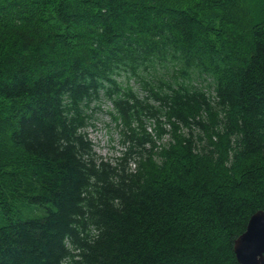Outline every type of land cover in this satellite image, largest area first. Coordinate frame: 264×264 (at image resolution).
I'll return each instance as SVG.
<instances>
[{
    "label": "trees",
    "instance_id": "trees-1",
    "mask_svg": "<svg viewBox=\"0 0 264 264\" xmlns=\"http://www.w3.org/2000/svg\"><path fill=\"white\" fill-rule=\"evenodd\" d=\"M249 1L0 0V264H239L264 211ZM102 101L114 160L87 130Z\"/></svg>",
    "mask_w": 264,
    "mask_h": 264
},
{
    "label": "rangeland",
    "instance_id": "rangeland-1",
    "mask_svg": "<svg viewBox=\"0 0 264 264\" xmlns=\"http://www.w3.org/2000/svg\"><path fill=\"white\" fill-rule=\"evenodd\" d=\"M249 4L252 8L253 14L256 19L261 21L264 19V11H261L264 7V0H251ZM259 4V5H257ZM255 5L258 10L255 11ZM260 6V7H259ZM125 81V78L121 79ZM131 85L136 89L140 90L139 85L135 81L131 82ZM114 112V107L109 101H102L99 104L96 103L92 106V111L89 114L92 115L91 124L89 126L88 134L92 140L97 154L106 160H114L117 156H121L124 151V124L122 121H117L111 115ZM149 130L152 131V125H148ZM171 137H167L162 144H169ZM1 207V206H0ZM0 212L1 208H0Z\"/></svg>",
    "mask_w": 264,
    "mask_h": 264
},
{
    "label": "water",
    "instance_id": "water-1",
    "mask_svg": "<svg viewBox=\"0 0 264 264\" xmlns=\"http://www.w3.org/2000/svg\"><path fill=\"white\" fill-rule=\"evenodd\" d=\"M234 251L239 264H264V211L250 218L246 232L235 242Z\"/></svg>",
    "mask_w": 264,
    "mask_h": 264
}]
</instances>
